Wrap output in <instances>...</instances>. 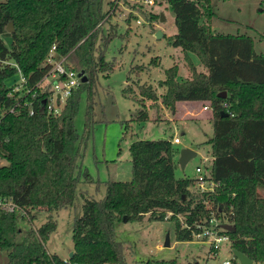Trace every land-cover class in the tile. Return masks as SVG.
<instances>
[{
  "label": "trees",
  "instance_id": "trees-1",
  "mask_svg": "<svg viewBox=\"0 0 264 264\" xmlns=\"http://www.w3.org/2000/svg\"><path fill=\"white\" fill-rule=\"evenodd\" d=\"M174 13L176 32L168 43L179 47L189 77L178 79L177 64L165 70L158 85L164 89L161 104L175 111L178 101L208 102L213 113L210 139L213 161L211 176L220 186L215 193L191 191L194 179L174 176V148L168 139H140L129 145L132 177L129 181H108L101 199L84 198L82 214L72 228V264H126L115 226L128 221L164 220L171 212L177 241L192 240V231L182 228L206 218L208 200L235 226L227 231L231 249L254 264H264V55L254 51L247 35L213 33L210 19L215 14L210 0H166ZM115 6L114 0H109ZM112 6V7H113ZM110 9L103 0H0V108L23 103L6 80L16 73L15 63L32 88L49 70L46 58L54 45L58 56L65 55L76 71L87 77L66 98L58 113L49 111L47 92H36L29 107L0 115V196L26 210L27 216L0 207V250L7 251V264H66L49 254L45 241L56 228L53 211L72 205L80 175L79 135L74 117L80 93L87 92L85 130L91 129L95 105V77L113 69L105 60V49L115 36ZM153 15V14H152ZM155 16V15H153ZM160 17V14L157 15ZM13 31L6 30L9 22ZM106 22L108 28H106ZM9 38V42H5ZM264 41V33L259 35ZM99 41V42H98ZM203 65L198 71L190 58ZM142 106L131 120L145 121L144 99L156 102L155 88L139 85ZM226 92L222 97L218 94ZM142 101V102H141ZM227 115H222V112ZM84 178L92 179L84 171ZM45 208L49 214L37 228L23 229L20 220L31 211ZM177 215H181L180 219ZM30 217V218H31ZM146 264H176L175 260Z\"/></svg>",
  "mask_w": 264,
  "mask_h": 264
},
{
  "label": "rangeland",
  "instance_id": "rangeland-1",
  "mask_svg": "<svg viewBox=\"0 0 264 264\" xmlns=\"http://www.w3.org/2000/svg\"><path fill=\"white\" fill-rule=\"evenodd\" d=\"M108 1L103 0V6L111 11L115 36L108 43L104 55L105 60L114 66L111 71L98 73L95 77L93 122L88 133L85 130L87 92L80 93L74 117V126L79 135L76 147L80 155L76 175H80V180L72 205L52 212L56 228L44 244L49 254L57 255L66 264H72L68 261L73 251L72 228L75 219L82 214L84 198H103L108 181L131 180L129 145L133 141L172 140L178 137L180 143H172L176 178L195 179L196 166L208 171L212 165L210 139L213 137V122L206 117L210 110L195 117L185 113V103L180 104L177 113L161 104L164 89L158 82L164 79L165 70L177 64L179 80H183L189 72L181 59V49L168 43L167 36L176 32L174 13L169 3L166 0H154L153 4H146L143 0H117L113 6ZM210 4L215 12L212 22L218 32L247 35L253 39L255 51L264 53V41L259 39V35L264 33V0H210ZM160 12L163 19L157 16ZM136 19L140 20L139 24ZM156 31H161L162 36L157 37ZM4 40L9 42V38ZM192 58L198 71H202L204 68L199 59L194 54ZM18 83L17 73L6 80L7 86ZM142 84L155 88L158 99L156 102L144 99L148 119L138 122L131 119L137 109L144 107L138 102L139 85ZM184 147L195 150L196 156L181 168L178 155ZM5 163L0 159V165ZM85 170L91 182L85 180ZM191 191L197 193L194 186ZM257 191L264 196V187L258 186ZM48 214L45 208L34 209L31 211L32 217L20 220L19 225L23 229L37 228L46 221ZM169 217L156 220L149 219V214H146L140 221L122 220L116 224L115 237L122 243L126 264L160 260H175L178 264L194 261L198 264H223L226 259L234 261L229 241L223 242L214 253L210 252L209 244L196 239L177 241L175 221ZM166 235L169 236V247H163ZM7 261V251L0 250V264H7Z\"/></svg>",
  "mask_w": 264,
  "mask_h": 264
},
{
  "label": "built area",
  "instance_id": "built-area-1",
  "mask_svg": "<svg viewBox=\"0 0 264 264\" xmlns=\"http://www.w3.org/2000/svg\"><path fill=\"white\" fill-rule=\"evenodd\" d=\"M117 1V0H114ZM146 4H153L154 0H143ZM111 13V11L109 12ZM136 21L140 22L139 19ZM46 63L50 65L49 70L44 74V76L33 86L29 88L27 86V79L21 72L20 68L15 64L10 62V65L16 68V73L19 76V83L12 86L11 94L17 93V96L23 99V103L20 102L14 104L12 107L7 109L0 108V115L5 113H17L18 106L21 107H31L33 101L31 100L36 96V92H47L45 101L49 103V111L53 113H58L59 107L65 102L66 98L71 94V92L76 89L81 83V78L78 76L79 71H75L67 62L65 55L58 56L55 52V46L53 45L46 58ZM31 96V99H27V95ZM34 109L31 107L29 114L32 115ZM178 137H173L172 143H179ZM207 158H205V161ZM213 161V156L211 157ZM195 171L197 176L194 179L195 192L204 195L209 193H215L217 188L220 186L219 182L215 181L211 176V168L207 171L201 166H196ZM204 207L209 211V215L206 218L200 219L194 223V227L187 225L182 221L180 215H177L181 219L182 228H188L192 231V239H196L198 242L207 243L210 247V252H216L223 242H230V238L226 233L223 225L227 224L225 214L213 203L208 200L202 201ZM0 207L9 212H17L21 216H27L25 209L15 204L11 198L0 196ZM172 213L168 212L167 217ZM230 224V223H228ZM231 244V242H230ZM233 254V253H232ZM234 257V255H233ZM178 264V263H176ZM187 264H198L197 261L190 262ZM223 264H240L238 259L234 257L232 262L229 259L223 261Z\"/></svg>",
  "mask_w": 264,
  "mask_h": 264
},
{
  "label": "water",
  "instance_id": "water-1",
  "mask_svg": "<svg viewBox=\"0 0 264 264\" xmlns=\"http://www.w3.org/2000/svg\"><path fill=\"white\" fill-rule=\"evenodd\" d=\"M160 18L163 19V13L160 12ZM6 30L8 32H12L13 31V24L10 21ZM155 35L157 37H161L162 36V32L161 31H156ZM78 76L81 78V82H85L87 80L86 75L84 74L83 70L79 71ZM219 96L225 97L226 96V92H221L218 94ZM222 115H227V112H222ZM196 156V151L188 148V147H184L179 151V155H178V163L181 166V168H184L185 164L187 163V161L193 157ZM123 221H127L126 216L123 217ZM224 229H226L227 231H234L235 230V226L232 224H224L223 225ZM170 246V240H169V236L166 235L165 237V241L163 244V247H169ZM232 253L234 255L235 258L238 259L240 264H253L252 259H250L247 255H245L244 253L237 251V250H232ZM73 255V251L70 253L69 258H71Z\"/></svg>",
  "mask_w": 264,
  "mask_h": 264
},
{
  "label": "crops",
  "instance_id": "crops-1",
  "mask_svg": "<svg viewBox=\"0 0 264 264\" xmlns=\"http://www.w3.org/2000/svg\"><path fill=\"white\" fill-rule=\"evenodd\" d=\"M210 27H211V30L212 32L215 34V33H222L224 35H229V36H238V35H244V34H232V33H224V32H218L217 29L214 28V25H213V22H212V17L210 19ZM253 41V39H252ZM253 47H254V41H253ZM181 49V48H180ZM178 50V49H176ZM255 51V49H254ZM256 52V51H255ZM257 55H264L263 52H256ZM190 55V58L192 59L193 63H194V60L192 58V53L189 54ZM181 59H183V52H182V49H181ZM194 65L196 66V64L194 63ZM197 68V66H196ZM198 70V68H197ZM203 71V69H202ZM189 72H188V76H186L185 78L183 79H186L189 77ZM185 103V109H187L185 111V113H189L190 116H198V114H200L201 112L205 111V110H210V113L207 114V118L210 119L211 121H213V113H212V110H211V107L209 106L208 102H204V101H178L176 102L175 104V111L177 113V111L179 112V109H180V104H184ZM180 143V141H179ZM178 144V143H177Z\"/></svg>",
  "mask_w": 264,
  "mask_h": 264
}]
</instances>
